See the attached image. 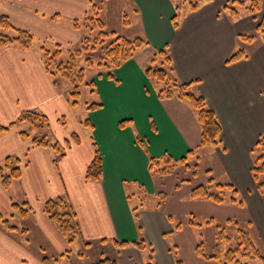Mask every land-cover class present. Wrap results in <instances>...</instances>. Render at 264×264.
Returning a JSON list of instances; mask_svg holds the SVG:
<instances>
[{
  "label": "crops",
  "instance_id": "1",
  "mask_svg": "<svg viewBox=\"0 0 264 264\" xmlns=\"http://www.w3.org/2000/svg\"><path fill=\"white\" fill-rule=\"evenodd\" d=\"M131 1L138 28L119 21L117 30H107L130 38L143 37L150 45L116 68L115 79L107 76V69L92 78L96 103L101 106L86 108L93 124L91 140L84 134L55 164L50 148L35 146L32 137L21 136L30 129L27 123L0 137V163L15 156L22 171L9 190L0 181V210L11 219L17 216L14 202L27 201L32 209L17 224L26 228L25 232L0 223V264H45L43 257L51 261L70 249L45 213L48 199L65 194L92 246L80 258L77 253L82 243L75 249L76 242L70 259L58 263L53 260L51 264H91L103 255L116 258L119 264H145L148 250L141 251L134 245L117 250L114 238L130 242L144 238L156 264H176L177 258L183 264H221L197 256L195 247L205 224H188L192 213L203 223L211 218L215 222L217 218L251 222V234L264 242V194L257 190L251 170V151L264 133V41L258 34L251 43L239 39L241 34L256 33L264 17V0L258 13H241L238 17L223 10L230 0H206L197 11L189 8L184 14L179 13V0ZM90 7L89 0H0V13L35 37L30 48L11 45L0 49V124L13 122L25 110L59 116L76 109L68 96L69 87L55 85L46 71L41 45L43 41L68 47L79 44L83 32L73 22L84 20ZM176 13L177 27L173 20ZM55 14L60 17L52 19ZM161 49L168 50L178 79L196 81L194 92L216 112L223 128L219 145H200L201 125L188 103L176 97H158V88L145 70ZM239 49L248 57L227 64V58ZM97 147L103 157V177L87 180L86 169ZM165 154L176 160L187 157L192 169L180 164L168 176L154 174L149 169L150 158ZM194 166L197 175H193ZM211 177L231 182L244 206L192 199V189L208 183ZM181 180L189 181L177 188ZM142 190L157 195L159 201L133 206L130 196ZM162 191L168 197L159 204ZM242 210L245 214L237 212ZM178 223L182 227L177 230ZM15 235L24 236L25 241L15 240ZM105 238L108 241L101 243ZM215 242L216 236L211 247L205 242L208 253H213ZM94 250L97 253L89 256Z\"/></svg>",
  "mask_w": 264,
  "mask_h": 264
},
{
  "label": "trees",
  "instance_id": "2",
  "mask_svg": "<svg viewBox=\"0 0 264 264\" xmlns=\"http://www.w3.org/2000/svg\"><path fill=\"white\" fill-rule=\"evenodd\" d=\"M91 3L90 11L85 17L84 21L88 22L87 27L91 29L98 28L99 32L95 38H91L89 35H85L81 41V45L75 51L70 49V55L66 60H62L63 46L61 44H54V48L47 47L48 41H43L41 45V55L43 64L46 71L53 78L55 85H60V80L67 81L71 87H69L68 96L72 105L77 106L81 96L79 86L85 83V68L80 66V59L86 57L85 61L88 66L95 64L93 60V53L99 48L102 50L100 54V60L98 64L105 67L108 72L109 78L115 79L113 71L119 68L128 60L132 59L136 52L150 45V41L143 37L137 36L130 38L119 34L116 31L107 30L106 22L99 18V5L93 0H89ZM206 0H191L190 10L197 11ZM262 0H230L223 5V10L229 12L232 16L238 17L241 15V9L247 11L250 14L258 13L261 10ZM179 6H177L178 12ZM59 14L52 15V19L59 18ZM174 26L177 27L178 13L173 17ZM90 21V22H89ZM125 25H129V20H125ZM73 25L77 29H81V21L74 20ZM257 34L260 35L264 41V17L256 27V33H247L239 35V39L251 43L253 42ZM34 35L25 29L15 26L9 16L0 13V49L11 45H17L23 48H30L34 45ZM248 54L245 50L239 49L234 51L228 58L226 63L232 64L239 60L245 59ZM146 75L151 81L155 83L158 88V97L160 99H170L173 97L178 98L190 105L194 110L199 123L201 125V146L205 145H219L221 143L222 124L216 114L211 109L201 95L194 92L193 87L196 85V81L183 82L178 79L172 60L169 56L167 49H161L157 51L150 59V64L145 70ZM94 85V81L87 82ZM101 106V103H91L88 105L89 109H97ZM27 123L30 125L28 131L21 133L22 137H32L35 146L50 148L54 153V163L58 164L59 159L65 155L67 148H70L72 141L66 139L64 142V148L61 146V142L56 141L52 143L46 133V129L49 127V119L42 112L38 110H25L16 120L4 125L0 124V137L16 127L18 124ZM87 126L92 127V122L88 118L85 122ZM74 142L80 141L77 134L72 135ZM96 145V142H93ZM252 155V174L257 184V188L261 193H264V133L261 134L257 140L255 146L251 151ZM185 165L186 169H192L188 164V158L184 157L180 160L174 159L170 154H165L162 157H151L149 162V169L154 174L162 177L168 176L175 171L178 165ZM193 175H197V166H194ZM210 175V171H207ZM22 171L20 160L15 156L6 157L3 162L0 163V181L5 189L9 190L14 181L21 178ZM103 177V157L98 149H95L94 158L86 169L87 180H101ZM189 180H181L176 187ZM160 202L168 197L166 192H159ZM190 197L198 200H210L217 204L233 203L239 206H243L244 202L239 196L237 188L231 182H219L214 178H210L208 183L201 184L194 187L191 191ZM13 208L17 211V216L20 219H26L31 213L32 209L28 202L25 201L22 204L14 202ZM136 208L135 210H137ZM45 213L49 220L57 228V230L66 239L70 246V249L59 257L54 258L53 263L61 262L63 259H70L73 253L72 246L79 240L82 243V249L78 251L77 255L80 258L85 256V250L89 249L92 244L86 240L81 226L78 221L77 212L67 194L50 198L45 202ZM231 219L227 220V223H233ZM0 223L6 225L11 230H21L25 232L26 228L19 227L17 224L11 223V219L4 217L0 213ZM216 224L214 219H209L204 223L194 213L189 215L188 224L194 227H201L204 224ZM238 226V221L235 222ZM181 223L176 225L175 229H180ZM108 239H103L101 243L107 242ZM113 245L117 250L134 245L141 251H147L145 264H156L153 258V252L149 250V246L144 238L137 241H127L119 238L112 239ZM231 239L225 234L224 227L216 224V242L213 253H208L206 249V243L201 235L198 241L195 252L197 256L205 260H215L221 264H249L247 261H243L246 257L249 259H260L264 263V255L257 246L253 239L249 229L238 228V240L234 246L226 247V244L230 243ZM45 264H51V260L48 257H43ZM52 263V264H53ZM91 264H119L116 258L101 256L97 261ZM176 264H183V262L177 258Z\"/></svg>",
  "mask_w": 264,
  "mask_h": 264
},
{
  "label": "rangeland",
  "instance_id": "3",
  "mask_svg": "<svg viewBox=\"0 0 264 264\" xmlns=\"http://www.w3.org/2000/svg\"><path fill=\"white\" fill-rule=\"evenodd\" d=\"M95 3H97L99 5V18H101L102 20H104V17L107 19L106 20V25L107 27H114L115 30H117V25L120 26V24L118 23L119 21H122V24L125 22V20H129V25L130 22L134 25V29L138 28L137 25V20L138 17L136 16V13L134 12L135 7L134 4L132 3L131 0H93ZM179 6H180V11L179 13L184 14L190 7L189 2L191 0H179ZM120 13H122V15L120 16ZM241 13H248L247 11H244V9H241ZM110 19V20H109ZM81 21V31L83 32V37L85 35H89L91 38H95L98 35L99 29L98 28H94L91 29L89 26L87 27L86 25H88V22L84 21V20H80ZM105 21V20H104ZM90 22V21H89ZM125 25V23H124ZM128 26V25H127ZM81 43V42H80ZM75 44L72 45L70 47H68V45L66 44H62L63 46V53H62V60H66L69 55V49H73L72 51H75L76 49H78L80 47L81 44ZM49 45L47 47L49 48H54V44L53 42L48 43ZM102 50L99 48L97 51H95L93 53V60L95 61V64L92 66H88L86 64L85 58L86 57H82L80 59V66L85 68V83L80 84L79 86V90L81 92V96L79 99V103L78 105L75 107L76 109L73 110L72 112H68V113H63L62 115H53V114H49L47 112L43 113L48 117L49 119V127L46 129L45 132L47 134L48 139L54 143L57 140H59V137L62 138H66L70 141H72V143L74 142V138H73V134H77L79 139H82L85 135H89L90 140L92 138V127H87V125L85 124L86 120L88 119L86 116V108L89 104L91 103H95L98 102L97 100V95L94 89V85L92 84H88L87 82H90L92 80V78L99 74L102 71H105L106 68L103 66H100L98 64L99 62V58H100V54H101ZM61 86H67V87H71L70 84L65 81V80H60ZM77 121H79L80 123H78ZM81 122L83 125H81ZM7 125V124H6ZM19 125V124H18ZM82 126V127H81ZM87 127V129H86ZM64 134H66V136H63ZM64 141H61V146L64 148ZM208 146H212V145H208ZM178 167V166H177ZM176 167V168H177ZM176 168L175 171L176 172ZM173 172V173H174ZM172 173V174H173ZM253 175V174H252ZM257 190L259 191V189L257 188ZM260 194H264L261 193L259 191ZM131 198V204L134 206L135 204H138L139 202H144L145 205H150V204H154L156 202L159 201V198L157 195H148L145 192L139 191L138 194H134L130 196ZM244 202V201H243ZM237 205V204H236ZM2 206V204L0 203V207ZM244 206V205H243ZM236 212V211H234ZM237 212H242V214L246 211L242 210V211H237ZM0 213H2L4 215V217H9L6 213V211H1ZM10 218V217H9ZM234 222L233 223H227V220L225 219H219L217 218L216 220V224L220 225L221 227H224V231L225 234L227 236L230 237L231 242L226 244V247L229 246H234L237 243L238 240V228H244V229H249L250 233V226H251V222H248V224H246L245 222H243V220H238V219H232ZM177 221V220H176ZM236 221H238L239 226L235 223ZM22 222V219H20L19 216H12L11 217V223L13 224H20ZM179 222V220L177 221ZM215 230H216V225L213 227H206L205 225L202 227L201 233L204 235V240L205 242L208 243V246L211 247V245L214 243L215 241ZM252 235V234H251ZM21 236V235H20ZM15 240L20 239V240H24L25 241V237L22 236V238L17 237V235H15ZM253 239H255V242L257 244V246L259 247V249L261 250L262 254L264 255V242L261 241L259 239L258 236H254L252 235ZM81 245V241H77L76 245H75V249H78L77 246ZM97 247V246H96ZM81 249L83 248L82 245L80 247ZM209 249V248H208ZM97 253L96 250L91 251L89 253V256H92L93 254ZM243 261H247L249 262V264H264L260 259H249L248 257H246Z\"/></svg>",
  "mask_w": 264,
  "mask_h": 264
}]
</instances>
